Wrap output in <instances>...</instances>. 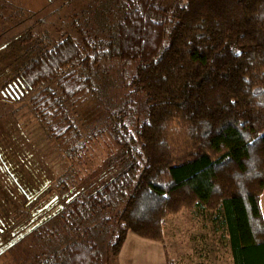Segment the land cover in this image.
Listing matches in <instances>:
<instances>
[{"label":"trees","instance_id":"obj_1","mask_svg":"<svg viewBox=\"0 0 264 264\" xmlns=\"http://www.w3.org/2000/svg\"><path fill=\"white\" fill-rule=\"evenodd\" d=\"M73 1L0 0V182L36 198L10 201L12 228L34 232L39 264H104V237L113 257L130 233L167 247V219L199 209L234 264H264V0ZM88 100L100 115L87 134ZM25 106L67 157L62 173L25 139ZM106 132L115 147L76 179Z\"/></svg>","mask_w":264,"mask_h":264},{"label":"rangeland","instance_id":"obj_2","mask_svg":"<svg viewBox=\"0 0 264 264\" xmlns=\"http://www.w3.org/2000/svg\"><path fill=\"white\" fill-rule=\"evenodd\" d=\"M63 1L67 0H15V3L29 11L37 12L45 8L51 11ZM25 107L22 111H26V116H23L22 111L18 113L19 116L21 115V128L26 136L25 139L29 137L32 145L38 147L55 172L62 173L69 167L67 157L57 143L48 137L46 130L32 116L29 108ZM81 113L83 128L88 134L96 125L100 109L94 100H88L83 104ZM5 118L8 119L9 116ZM16 132L18 135V129ZM18 141L20 149L30 144L22 141L20 135ZM114 147L113 139L107 132L91 141L89 150L84 153V162L77 164L79 175L76 179L93 173ZM23 230L13 244H9L0 252V264H39L45 253L44 246L39 244L33 231ZM165 239L168 255L176 264H234L227 232L215 222L214 213L211 211L197 209L193 213L185 209L170 216L165 227ZM100 244L104 254V264H111L115 257L111 254L110 236L104 237ZM108 258H112L110 262H107Z\"/></svg>","mask_w":264,"mask_h":264},{"label":"flooded vegetation","instance_id":"obj_3","mask_svg":"<svg viewBox=\"0 0 264 264\" xmlns=\"http://www.w3.org/2000/svg\"><path fill=\"white\" fill-rule=\"evenodd\" d=\"M9 166L5 162V160L0 159V173L7 172L9 170ZM9 172V171H8ZM24 182H0V197L6 201L7 205L2 209L0 208V252L8 246L9 244H13L14 240L18 238L20 232H23V229H27L24 226V223H20L18 227L12 228L13 224V215L17 214L14 211L10 201L16 199V205L23 202L24 194L26 193V198L30 200L29 203H33L35 201V197L30 196L24 189ZM53 199V200H52ZM52 203L57 202L56 198L53 197ZM49 202L47 203V207H49ZM46 207V208H47ZM2 209V210H1ZM45 208L41 207V209H36L34 212V216L32 223H38V219L40 215L44 213ZM18 216V215H17ZM24 216V213L21 212L19 214V219ZM28 226V225H27ZM26 226V227H27Z\"/></svg>","mask_w":264,"mask_h":264},{"label":"crops","instance_id":"obj_4","mask_svg":"<svg viewBox=\"0 0 264 264\" xmlns=\"http://www.w3.org/2000/svg\"><path fill=\"white\" fill-rule=\"evenodd\" d=\"M261 207L264 215V192L261 196ZM111 264H168L167 247L160 241L130 233Z\"/></svg>","mask_w":264,"mask_h":264}]
</instances>
